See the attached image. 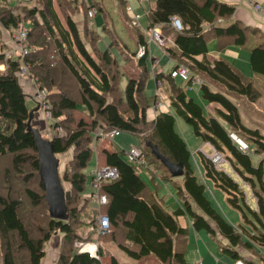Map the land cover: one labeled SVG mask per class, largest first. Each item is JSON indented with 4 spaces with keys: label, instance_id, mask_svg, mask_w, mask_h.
Returning a JSON list of instances; mask_svg holds the SVG:
<instances>
[{
    "label": "trees",
    "instance_id": "obj_1",
    "mask_svg": "<svg viewBox=\"0 0 264 264\" xmlns=\"http://www.w3.org/2000/svg\"><path fill=\"white\" fill-rule=\"evenodd\" d=\"M38 1L42 2V6H25L22 13H14V6L8 0H0V35L2 28L19 27L25 18H30L27 40L33 46L21 59L4 58V52L0 50V62H4V69L0 70L1 264H42L44 244L56 233L62 237L55 264H95L104 253L101 246L96 256L74 247L77 208H67L69 215L66 219L53 218L48 209L46 212V208H40L42 202H46L45 189L40 180L37 188L31 186L38 175L39 156L34 132L28 129L30 109L16 74L21 62L28 65L30 73L47 88L52 118L64 130L63 134L50 137L53 153L64 152L73 146L72 168L65 174L70 191L82 194L86 179L82 170L92 154L90 131L97 126L104 130L138 133L146 147L147 143L153 144L162 156L181 164L183 174L181 184L176 185V193L182 204L167 211L156 198L154 190L137 172L139 166L126 161L121 150H98L96 163L114 167L117 172L114 180L101 184L99 192L107 198L106 204L100 206V212L105 213L109 220V233L106 234L119 250L131 260L138 261L152 255L156 259L154 264H187L184 252L188 230L178 221V216L187 215L194 230H204L209 237L219 234L229 242L230 247L221 249L223 253L234 260L243 259L248 264H256L254 260L242 256L235 246L253 248L254 243L264 245L263 160L260 159L256 165L251 160V153L264 151V132L256 126L243 124L238 105L228 95H241L255 102L264 93V84L261 87L252 79H247L224 58L211 59L207 56L211 38L216 39V49L229 44L243 46L256 29L239 21L229 23L234 6L221 0H155V5L146 12L147 26L159 25L160 35L165 41L162 47L176 65L184 64L191 74H199L208 82L215 83V88L207 82L199 87L202 98L216 103L218 107L215 108L216 116L207 115L198 101L173 82L170 72H159L154 80H161L167 88L171 110L160 111L153 120L146 121V110L155 103V96H147L144 91L149 77L147 53L137 61L141 71L126 77L120 93L117 89L118 77L112 72L118 63L109 49L101 51L99 59H96L84 42L81 30L73 19L74 14L67 12L63 20L60 18L56 6H61L63 0ZM74 1V9L86 7L85 18L92 5L96 12H103L99 1L92 5H84L77 0H70V3ZM115 1L123 23L132 29L133 35H137L138 44H147L139 26L132 24L125 0ZM172 17L179 19V29L173 26ZM218 18L227 24L216 23ZM109 30V44L114 46L111 43L121 39ZM170 36L173 42L166 44ZM260 38L249 49V64L255 74L264 78V37ZM124 43L132 52L133 45ZM131 52L125 51L124 57ZM197 56H201L200 59ZM64 72L75 84L77 99L66 88ZM78 105L83 106L87 114H81L76 120L75 112L80 110ZM176 117L181 118L195 136L211 147L210 154L200 147L194 151L203 175L213 187L223 192L231 207L239 210L242 222L257 228L256 233L248 234V239H243L238 231L239 227L245 230V226L242 223L232 225L207 198L205 185L198 180L190 164L191 152L175 129ZM220 120L227 125L224 126ZM230 131L250 145L252 151L241 150L230 138ZM142 149L147 155L148 151L143 146ZM216 153L221 157L220 165L212 160ZM147 162L154 164L150 157H147ZM20 195L25 196L30 208H25ZM250 198L253 204H250ZM71 202L70 198L66 205H71ZM94 219L95 215L89 226L93 225ZM110 264L133 263L119 262L111 255Z\"/></svg>",
    "mask_w": 264,
    "mask_h": 264
},
{
    "label": "rangeland",
    "instance_id": "obj_2",
    "mask_svg": "<svg viewBox=\"0 0 264 264\" xmlns=\"http://www.w3.org/2000/svg\"><path fill=\"white\" fill-rule=\"evenodd\" d=\"M77 1H78V3L83 2L84 5H92L94 2L99 1L100 2L99 5H102L103 12L98 11V13L94 16V18L91 19V23H88V21L85 18V11H86L85 6H82L81 9H79V8L74 9V7L72 5L73 4L75 5L76 1L70 3V0L68 2L63 0L61 6H59V7L56 6L58 14L62 20H63V17L65 16V14L67 12L69 14H79V13L81 14L82 19H81V21L80 20L78 21V23H77L78 27H79V30H81L80 32H81L82 37L84 38V42H85L86 46L91 50V52H94L96 59H99L98 56H100L101 51H103L104 49H109L110 54L115 57V59L117 60V63H118L113 68L112 72H115L116 77H118L117 89H118V92H120L121 90H123L122 88L124 86L126 77L130 76V75L137 74L135 72L141 71V67L139 65H137V61L140 57L139 52H138V48L141 45V43L138 44V41H136L137 35H133L132 29L123 23L122 17L120 15V9H119L118 4L115 0H77ZM8 3L10 5L14 4L13 5L14 6L13 7L14 13H16V12L22 13V9L25 6L26 7H28L30 5L42 6V2L38 1V0H29V2L26 4H20L17 2V0H8ZM137 4H138L137 0H126V6L125 7H130L132 9L133 13L140 14L141 18L139 19V24H136V25L139 26L141 32L144 34V37L147 40V37L145 35V28H146L147 23H148L147 17H146V12H147L149 7H151V6L153 7L155 5V0H146L145 2L141 3V6L140 5L137 6ZM36 18H38V17H36ZM105 21H106V24H105ZM30 23H31L30 18H25L23 20V22H21L20 26H25L26 28H29V27H31ZM223 24H226V22H224ZM85 26H87V28L85 29V33H83L84 32L83 29ZM91 26H93L94 30L91 28ZM103 26L105 27V29H103ZM108 28L111 31H113L116 34V36L121 39L122 42L118 41L115 43V41H113L111 44H114V46H110V44H109L110 38H109V34L107 32ZM253 28L254 27H251V29H253ZM16 30H17V27L16 28L10 27V28H6V29H3V28L1 29L0 50H2L4 52V58L11 57L12 59H14L15 56L17 57V55H18L19 50L16 47L15 40L12 38V35L16 34ZM255 33H253L252 35H254ZM130 35H133V36L130 38ZM250 36H249V40H250ZM130 40H132V42ZM168 41H169V39L166 40V44L170 43ZM211 41H213V40H211ZM211 41H209V43ZM124 42H127V44L129 42L130 45H133V47H132L133 53L130 51V49L128 47H126V45H125L126 43H124ZM148 42H150V41H148ZM27 43L31 46L30 48L33 47L32 43L29 40H27ZM252 44L253 43L251 41H248L246 44L241 46L240 49L243 52H245V54H247V51L250 49ZM209 47H212V46H209ZM116 48H117V50H116ZM124 50L127 53L131 52L129 55H132V57L130 56L128 59L123 60V58H127L129 56V55H127L124 57V53H125ZM147 51H146V53H148V56H154L155 58H157L158 62L162 65V67L164 69H166L165 68L166 64H167V66H170V63L167 62L165 64V62H162V60H161L162 56H163V51H164L163 47H160V46L158 47V46L154 45V43L152 44V42H151V44H149L147 46ZM219 57L226 59V56L221 55V54H219ZM55 59H56V57H55ZM146 62H147L146 67H147L149 76L150 75L152 76L150 61L148 59H146ZM238 63H239V67L241 69H246V66L248 64V58L247 57H245V58L241 57L239 59ZM2 64H4L3 61L0 62V65H2ZM0 70H1V68H0ZM63 75L65 78L64 82L69 86V88H68V86L66 87L67 90L69 91V94L71 93L72 96L76 98V94L74 91L75 84L73 83L71 78L65 72L63 73ZM250 77H252V76H248L247 79H252ZM150 78L151 77H149V79H147V81L145 83V88H144V91L149 93V94H151L152 85H153V81ZM153 79H154V77H153ZM203 79H204V77H203ZM204 82H207L211 88H215V83L208 82L205 79H204ZM154 87H155V80H154ZM26 88L27 87L24 85V89L26 90V92H29L28 89H26ZM164 96L167 97V99L169 97L167 88H164ZM235 96H237V95H235ZM241 97L243 98L244 96H241ZM154 102H155V100H154ZM239 103H241V102H239ZM167 104H169V100H168ZM78 106H80V110H77L75 112L76 120L81 117V114H85V115L87 114L86 110L84 109L83 106H81V105H78ZM169 106H170V104H169ZM258 106L261 107L260 104H258ZM165 107H166V105H165ZM37 108H38L37 109L38 111H41V109L38 106H37ZM29 109L31 112L30 123L35 124L36 127H39V128H37V130H38L37 143L39 145L38 151H40L42 149V146L40 145V143L48 141V140L50 141L49 138L51 136H53V131H52L51 127H49V126H48V128L46 127V121H45V118L43 117L42 113L39 114L40 113L39 112L37 114L36 112H34V111H36V109H34V108L32 109L30 107H29ZM214 114H215V109H214ZM262 114H264V113H262ZM262 114L259 115L261 119H262ZM73 118H74V116H73ZM146 121H149V119H147V117H146ZM61 130H62V134H63L64 130L63 129H61ZM96 130L97 129H92L90 131V133H91L90 134L91 135V144L90 145L97 146L100 141L103 142V141L110 140L109 142L111 145L109 147L119 151L121 149H127L131 144L132 145L140 144L139 146H141V147L143 146L148 151L147 155H146V153H144L145 159L147 160V157L148 158L150 157V159L153 160L155 165L152 164L151 166L157 168L160 174H161V171L166 170V168H167L166 165L164 163H162L159 158L156 159V155L153 153L152 148L150 146V143H147L146 144L147 147H146L145 143L143 142V137L138 135V133H130V132H125V131L120 132L119 131L120 132V133H118L119 135L117 134V136L115 135L111 138H108V137H103V138L98 137L97 138V136L94 138V136H95L94 131H96ZM99 130H101L102 132H105V130H103L102 127H100ZM180 132L183 133V137H184V139L188 145V148L192 152V155L190 157V163L192 164V167L194 168V170L197 172L196 162H198V161H197V155L194 151H195V149H197L199 147L200 148L204 147L205 149L209 148V147L207 144H205L201 141L200 137H197L193 134L191 127H186L184 130H182ZM202 145H204V146H202ZM47 146L48 145H46L45 147H47ZM121 154H122L123 158L125 159L126 158L125 154H123L122 152H121ZM95 155H96L95 152H92L90 159L88 160V162L86 163L85 167L82 170L83 173L85 174V177H86L85 182H84V189L82 191L83 195L76 193L73 190L70 191V188H71L70 183L68 180L65 179V174L72 168L71 160L73 157V146H70L64 152L53 153V156L56 160V169H55V176L54 177L57 180V190H58V194L60 195V198H64L65 197V191L69 190L68 197L63 199V205H64V208L66 210L67 215H69L67 208H70V206H74L75 208H77L78 219L76 220V222L74 224L75 231L77 234V238L75 239L74 247H76L79 250V248L81 246H84V248H88L89 244L93 243L94 246L96 244V253H97L98 247L101 246L102 249L104 250L102 257L100 258L101 263L102 264H110V256L111 255L109 252H112V250L117 251V249H116L117 247H116V243L112 239L109 238L108 234H106L108 232L109 228H108L107 232H105L104 234L98 235L96 233L94 226L93 225L89 226V222H91V218L94 217V215L96 216L97 213H99L100 208H101L100 206L99 207L97 206L95 200L90 196V188H89V173L94 168ZM260 159L263 160V169H264V151L259 153V154L251 153V160H252V163L254 165H256ZM220 163H221V161L219 163H215V164L220 165ZM223 166L226 167V164H223ZM48 168H49V165H47V161H46V163H44V161H43L42 166L40 167V169L38 171V175H36L35 178L31 182V186L33 188H37V184L39 183V180L42 182V185L45 189L44 195H45L46 202L43 201L40 208H46V212H47V209L49 212V205H48V201L46 198V188H45L44 182L41 178V171L45 170V172L47 173ZM167 170L169 171L168 168H167ZM167 170L165 172L168 174ZM137 172L140 174L142 179H144L147 183L150 182L152 184V180L149 179L150 177L148 174H150V171L148 169H146L144 167L141 168V166H139V167H137ZM170 177L172 180H175L179 176H173L170 174ZM52 179H53V177H52ZM163 181H164V183H163ZM163 181L155 179L154 182H155L156 187L154 188L153 184L151 186V189H153V190L155 189V191H156V193H158V195L159 194L165 195L169 189L171 190L172 188H174L173 182H171L170 180H163ZM203 184L205 185V194H206L207 198L210 200L212 206L222 216H224L230 223H232L234 226H238V225H240V223H242L245 226V228H246L245 230L242 229L241 227L238 228V231L240 232L243 239H248L249 238L248 234L257 232V228H255L251 224L242 222L239 210L231 207L227 203L223 192L220 191L219 189L213 187V185L209 179H203ZM242 187L245 190H248V188L246 186H242ZM35 190H37V189H35ZM169 195L170 194H167L166 196H164V203L163 204L167 210L172 211L174 209V207H176L175 204H173L176 201V199H175V194L171 193L170 199H169V197H167ZM20 196H21L22 200H24L25 208H30L27 200H25L26 199L25 196H23V195H20ZM248 196L250 197V194H248ZM85 197H86V199H85ZM70 198L72 199L71 205L67 206L66 201L69 200ZM249 202H250V204H253V199L250 198ZM182 218H183L182 216H178V221L181 225L186 226L184 223V220ZM246 230L248 231V233ZM201 232L205 233L204 230H202ZM217 235H219V234H217ZM61 237H62V235L60 233H56V234H53L52 237L45 242V244H44L45 254H44V257L42 259V264H55L56 263L57 256H58L59 251H60ZM93 238H95L96 240ZM214 238H215V236H214ZM217 239L218 240H214V239L208 240V243H209V250L208 251H209V254H211L213 256V258L216 256L215 251L218 249V247H221V245L226 246V244H229L228 241H226V239H224L220 235L217 236ZM214 249H215V251L213 252ZM235 249L240 254H242V256H244L246 259H248L250 261L254 260L256 264H264V245H259V244L254 243L253 248H246L242 245H238V246H235ZM193 255H194V251H192V250H187L184 252L185 261L187 264H189L192 261L191 258L193 257ZM218 259H219L218 264H230V259L228 257L220 256V257H218ZM117 260H119V259H117ZM142 261L146 262L147 264L156 263V259L152 255L146 256V259H144ZM1 262H2V257H1V248H0V264H1ZM137 264H139V263H137Z\"/></svg>",
    "mask_w": 264,
    "mask_h": 264
},
{
    "label": "crops",
    "instance_id": "obj_3",
    "mask_svg": "<svg viewBox=\"0 0 264 264\" xmlns=\"http://www.w3.org/2000/svg\"><path fill=\"white\" fill-rule=\"evenodd\" d=\"M221 1L226 2L228 4H232L234 6V12L228 20L229 23L233 22V21H239L242 25L249 26L250 28L254 27L256 29V33L254 35L250 36L249 41H251L253 44H255L262 39V38H260L261 36L264 37V15L263 14L254 11L252 8H250L248 6V4L246 2H244L242 0H221ZM254 1L258 2L260 4H264V0H254ZM17 2L20 4H26L29 2V0H17ZM137 3H138L137 6L138 5L141 6V3L139 0H137ZM125 4H126V0H125ZM13 5L14 4H12V6ZM97 13L98 12H96V14ZM93 18L86 17V20L88 21V23H91V19H93ZM140 18H141V16H140ZM73 19H74L75 23L77 24L79 20L81 21L82 16L80 13L74 14ZM224 22L225 21H223L222 24ZM91 28L93 29V26H91ZM132 36L133 35H130V38ZM211 40H213V41H211ZM209 41H211V42L209 43ZM209 41H208V55H207L209 58H211V59L212 58H219V54L226 56V60L229 61L234 67H236V69H238L240 72H242L243 75H245V76L247 75L246 77L252 76L250 78H252V80L255 82V84H258L261 87L263 86L264 78L255 74L250 67L249 50L247 51V54H245V52H243L240 49L241 46H237V45H233V44H229L222 49H216V45H215L216 39L211 38ZM169 42H171V43L173 42L171 36H170ZM147 43H148L147 46L149 44H151V42H148V41H147ZM153 43L154 42H152V44ZM154 45H156V44L154 43ZM209 46H212V47H209ZM150 57L152 58L154 56H148V53H147V59L149 61H150V59H149ZM200 57L201 56H197V58H199V59H200ZM241 57L242 58H245V57L248 58V64L246 66V69H241L239 67L238 61ZM15 58H17V57H15ZM161 60H162V62H165V64L167 62L170 63V66H167V64H166V66H165L166 69H164L162 67V65L160 64L161 70L165 74L167 72H169L176 65V62L174 61V59H172L167 54V52H165V51H163V56H162ZM149 77H151L150 79H152V81H153L152 90H151V94H149L147 92H145V94L147 96H152L154 94V79L151 75ZM149 77H148V79H149ZM17 78H18V81H19L24 93L26 92V90L24 89V85L27 87L26 89H28V91H29V92L25 93V98H26V103H27L28 108L30 107L32 109L33 108L35 109L37 104L35 103V101L33 100V97H32V92H33V90H32L33 86L31 83L32 79L30 77H28L27 74L22 75V77L17 76ZM172 80L176 85L182 86L187 95L191 96L194 100L198 101L201 104V106L203 107L204 113H206L207 115L216 116V114H214V109L217 108L218 105L216 103H213V102H207L205 99H203L201 96L200 87L198 85H188L186 82L182 81L180 78H172ZM228 96L234 102H236V104L238 105L239 112H240V118H241V121L243 122V124H245L247 126H256L262 132H264V114H262V113H264V93L255 102H251V101L247 100L245 97L242 98L240 95L235 96L234 94H229ZM239 102H241V103H239ZM258 104H260L261 107H259ZM37 109L34 112H36L37 114L40 112L39 114H41V111H38ZM164 110H171V107L169 106V104H166V107L165 106L164 107H158L155 103H153L152 106L147 108L146 117L149 120H153L155 118V116L158 114V112L164 111ZM260 114H262V119L259 116ZM45 121H46V127L47 128H48V126L50 127L49 122L46 119H45ZM220 121L224 126L227 125L225 121H223V120H220ZM30 124L33 128H39V127H36L35 124H32V123H30ZM186 127H190V126L188 124H186L181 118H179V117L175 118V129L182 137H183V133H181L180 131L184 130ZM183 139H184V137H183ZM109 141L110 140L103 141V142L100 141L97 146L91 145L92 152H95V154H97L98 150H101V149H107L110 151L115 150V149H112L111 147H109L111 145ZM137 145H140V144H137ZM202 146H204V145H202ZM187 147H188V145H187ZM208 147L209 148H206V149L203 147L202 149L206 153L210 154L212 149L209 145H208ZM121 151H123V149H121ZM191 155H192V152L190 154V157H191ZM197 161H198V157H197ZM95 162H96V155H95ZM196 164H197L196 165L197 166L196 167L197 172L194 170L193 167L192 168H193L195 175L197 176L198 180L203 183V179H207V178H205L203 175V169H202V166L200 165L199 161L196 162ZM150 165H152V164L150 163ZM191 166H192V164H191ZM157 172H158V169H157ZM90 173H89V180H90ZM148 175L150 177L149 179L152 180V184L154 185V188L156 187L155 182H154L155 179L161 180V181L170 180L171 182H173L174 188H172L171 190L169 189L165 195H163V194L158 195V193H156L155 189H154V192H155L156 198H158L162 204L164 203V196H166L167 194L171 195V193L175 194L176 201L173 204H175L176 207H174V209L181 206L182 200L180 199L179 195L176 193V185L181 184V176H179L175 180H172L170 175L166 174L164 171H161V174L158 172V174H154V175L148 174ZM163 183H164V181H163ZM147 184L151 188L152 184L150 182ZM170 195L167 196V197H169V199H170ZM167 211H169V210H167ZM182 217H183L182 219L184 220V223H185L187 230H188V235L186 237L185 251H187V250L194 251V255L191 258L192 259L191 262H193L195 259L201 258L203 264H218L219 263L218 257H220V256L228 257L230 259V264L233 262L234 259H232L227 254H225L221 251V249L223 247H230V244H226V246L221 245V247H218V249L216 251L214 249L213 252L214 251L216 252L215 253L216 256L213 258V256L211 254H209V251H208L209 250L208 240L209 239L218 240L217 236H219V235L216 234L215 238H214V237H209L206 232H205L206 234L201 232L202 230L196 231L193 229V227L191 225V219L187 215H183ZM93 239H95V238H93ZM116 249H117V251L112 250V252H109V253H110V255L116 257V259H119L118 260L119 262H122V263L131 262L133 264L146 263V262L142 261V260L146 259V257H143L142 259H140L138 261L137 260H131L121 250H119L118 248H116Z\"/></svg>",
    "mask_w": 264,
    "mask_h": 264
},
{
    "label": "built area",
    "instance_id": "obj_4",
    "mask_svg": "<svg viewBox=\"0 0 264 264\" xmlns=\"http://www.w3.org/2000/svg\"><path fill=\"white\" fill-rule=\"evenodd\" d=\"M140 3L145 2L146 0H139ZM248 4L250 8L254 11L261 13L264 15V4H260L255 2L254 0H242ZM126 12L129 14L131 18L132 24H139L140 14L133 13L130 7H126ZM96 14V8L91 6L87 10V17L93 18ZM176 17H172V24L179 29L181 24L178 23L175 19ZM224 20L222 18H218L216 23H222ZM145 35L147 41L154 42L158 47H162L164 45V38L160 35V28L159 25H151L145 28ZM12 38L16 42V47L18 48L19 52L17 58L21 59L24 55H26L30 51V45L27 43V28L25 26L17 27L16 34L12 35ZM147 49V44H141L138 48L139 55L141 56ZM16 57V56H15ZM11 58V57H10ZM15 59V58H14ZM150 64H151V74L154 77L157 73L162 72L161 65L158 62V59L155 57H150ZM1 70L4 69V64L0 65ZM171 78H180L184 82H189V85H198L200 86L204 83V79L199 74H191L189 68L184 64H178L174 66L170 71ZM17 76L22 77V75L27 74L30 77L33 92L32 97L33 100L36 102L37 106L41 109V113L43 117L49 122V125L53 131V134L61 135L62 130L61 127L55 124V121L52 118L51 111H50V102L48 99V90L47 88L41 84V82L36 78V76L32 75L29 71V66L25 65L21 62L19 70L16 72ZM154 95H155V104L158 107H163L167 104L168 99L164 96V85L161 80H155V87H154ZM94 131V138H103L108 137L111 138L119 133L118 129H111L105 130L102 132L99 126H97ZM104 130V129H103ZM230 138L238 145L241 150L244 151H252V147L248 145L240 136H238L235 132L229 133ZM93 146V145H92ZM123 154H125V160L129 163L135 164L137 166L144 167L148 169L152 174H158L157 169L152 167L148 164L147 160L145 159V154L143 149L139 145H130L127 149H123ZM212 160L215 163H219L221 161V157L218 153L212 156ZM117 177V172L114 167L108 165L99 166L96 162L94 164V168L90 173V180H89V188H90V196L95 200L97 206H101L106 204L107 198L104 193L99 192V188L102 183L108 182L110 180H114ZM93 226L96 230V233L104 234L107 232L109 228V220L108 216L100 212L97 213L95 216V220ZM80 251H87L90 255L96 256V244H89L88 248H84L81 246L79 248ZM95 264H102L101 260L99 259ZM189 264H203L201 259H195L193 262ZM231 264H248L246 261L242 259H235Z\"/></svg>",
    "mask_w": 264,
    "mask_h": 264
},
{
    "label": "water",
    "instance_id": "obj_5",
    "mask_svg": "<svg viewBox=\"0 0 264 264\" xmlns=\"http://www.w3.org/2000/svg\"><path fill=\"white\" fill-rule=\"evenodd\" d=\"M178 23H180L178 18H175ZM37 109V106L35 107ZM31 116V112L29 113ZM28 129L32 130L34 132L35 138H36V145L37 148L39 147L37 143V136H38V130L37 128H33L30 124V118L28 120ZM40 145L42 146V149L38 151L39 156V169L42 166V163H46L49 165V168L47 169V173L45 170L41 171V178L44 182L45 188H46V198L49 205V215L53 218L58 219H66L68 218V215L66 213V210L63 205V199L68 197L69 190L65 191V197L60 198V195L58 194L57 190V180L55 179V169H56V160L53 156V151L50 145V141L41 142ZM48 145L47 147H45ZM153 153L156 155V158H159L162 163L166 165V167L169 169V172L173 176H181L183 174V169L180 163H173L168 158L162 156L155 145L150 144ZM53 177V179H52Z\"/></svg>",
    "mask_w": 264,
    "mask_h": 264
},
{
    "label": "bare ground",
    "instance_id": "obj_6",
    "mask_svg": "<svg viewBox=\"0 0 264 264\" xmlns=\"http://www.w3.org/2000/svg\"><path fill=\"white\" fill-rule=\"evenodd\" d=\"M145 53H146V51H145L143 54H145ZM143 54H142V55H143ZM142 55H141V56H142Z\"/></svg>",
    "mask_w": 264,
    "mask_h": 264
}]
</instances>
